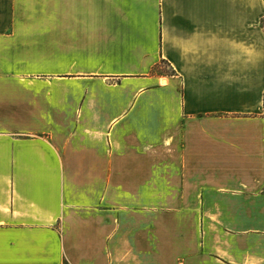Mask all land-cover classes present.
Wrapping results in <instances>:
<instances>
[{"label":"crops","instance_id":"crops-1","mask_svg":"<svg viewBox=\"0 0 264 264\" xmlns=\"http://www.w3.org/2000/svg\"><path fill=\"white\" fill-rule=\"evenodd\" d=\"M0 264H264V0H0Z\"/></svg>","mask_w":264,"mask_h":264},{"label":"rangeland","instance_id":"rangeland-1","mask_svg":"<svg viewBox=\"0 0 264 264\" xmlns=\"http://www.w3.org/2000/svg\"><path fill=\"white\" fill-rule=\"evenodd\" d=\"M166 72L170 73V69H168V67L165 66Z\"/></svg>","mask_w":264,"mask_h":264}]
</instances>
